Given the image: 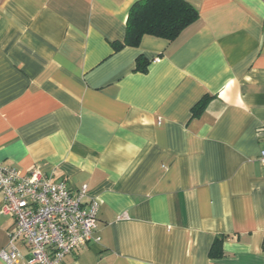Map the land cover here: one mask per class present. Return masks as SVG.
<instances>
[{
    "label": "crops",
    "instance_id": "0c3cea01",
    "mask_svg": "<svg viewBox=\"0 0 264 264\" xmlns=\"http://www.w3.org/2000/svg\"><path fill=\"white\" fill-rule=\"evenodd\" d=\"M135 1L0 0V163L99 202L64 264H264V0H186L174 39L115 50Z\"/></svg>",
    "mask_w": 264,
    "mask_h": 264
},
{
    "label": "built area",
    "instance_id": "2783aa9c",
    "mask_svg": "<svg viewBox=\"0 0 264 264\" xmlns=\"http://www.w3.org/2000/svg\"><path fill=\"white\" fill-rule=\"evenodd\" d=\"M258 161L264 166V141ZM0 194V213L13 220L10 250L0 251L6 263H11L16 240L27 245L30 264H64L65 255L95 240L99 202L84 201L85 186L71 189L63 181L53 182L39 168L22 173L0 163Z\"/></svg>",
    "mask_w": 264,
    "mask_h": 264
},
{
    "label": "trees",
    "instance_id": "16d2710c",
    "mask_svg": "<svg viewBox=\"0 0 264 264\" xmlns=\"http://www.w3.org/2000/svg\"><path fill=\"white\" fill-rule=\"evenodd\" d=\"M197 17V9L186 0H137L128 11L123 41L114 43L113 47L117 50L137 46L144 35L172 40ZM146 68L147 62L139 56L136 70L144 72ZM201 106L198 105L196 110Z\"/></svg>",
    "mask_w": 264,
    "mask_h": 264
}]
</instances>
